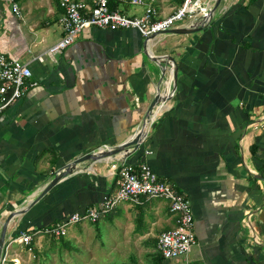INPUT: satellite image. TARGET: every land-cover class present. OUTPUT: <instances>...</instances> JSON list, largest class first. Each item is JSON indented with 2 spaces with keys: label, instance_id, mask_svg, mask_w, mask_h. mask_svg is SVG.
<instances>
[{
  "label": "crops",
  "instance_id": "crops-1",
  "mask_svg": "<svg viewBox=\"0 0 264 264\" xmlns=\"http://www.w3.org/2000/svg\"><path fill=\"white\" fill-rule=\"evenodd\" d=\"M58 1L16 0L17 16L0 0V52L27 61L35 81L0 111V228L9 212L25 210L6 223L5 264H40L36 257L55 242L70 252V240L87 232L84 219L67 224L58 237L31 231L110 195L116 187L111 164L121 160H144L188 198L195 236L186 252L190 263L264 264V176L258 172L264 160V0H220L207 25L186 33L145 38L131 27L84 26L52 53L47 48L62 34ZM145 2L162 17L180 0ZM121 6L115 5L128 15L143 10L127 0ZM193 19L185 16L172 27ZM158 93L164 99L154 106L138 148L80 162L28 205L67 160L110 148L131 132ZM248 211L251 228L243 224ZM89 223L95 243L105 244L112 259L182 260L162 258L155 248L157 233L173 224L163 199L120 201ZM26 229L31 237L24 243L18 236Z\"/></svg>",
  "mask_w": 264,
  "mask_h": 264
},
{
  "label": "built area",
  "instance_id": "built-area-1",
  "mask_svg": "<svg viewBox=\"0 0 264 264\" xmlns=\"http://www.w3.org/2000/svg\"><path fill=\"white\" fill-rule=\"evenodd\" d=\"M8 2L15 15H20V8L16 0ZM112 1L125 0H59L61 8L59 23L61 36L48 48L49 52H59L76 37L84 26L115 28H135L145 38L151 34L164 32L185 16L193 18L205 14L211 7L208 0H180V3L167 15L156 17V9L145 0H127L131 4L143 6L139 15H128L116 7H110ZM31 70L27 61L7 58L0 52V111L18 98L29 86L35 84L30 79ZM101 149V147H97ZM146 153L147 150H144ZM111 170L115 173L116 187L110 195L105 196L95 205L86 207L78 212L74 211L63 216L60 222L41 226L33 229L34 233L61 235L65 226L82 219L94 222L101 215L108 212L120 201L132 203L140 202L141 196L157 197L168 204V209L173 215V224L161 230L155 237V248L162 258L181 257L179 263L192 264L186 258V252L195 242L192 225L193 218L188 198L176 190L168 181L159 176L144 161H123L119 164L112 163ZM251 211L246 212L243 224L251 228ZM31 237L28 232L22 231L18 236L19 241L27 243ZM253 241L258 238L252 234ZM8 242L3 244L0 255V264H5L9 258ZM15 261V258H11Z\"/></svg>",
  "mask_w": 264,
  "mask_h": 264
},
{
  "label": "water",
  "instance_id": "water-1",
  "mask_svg": "<svg viewBox=\"0 0 264 264\" xmlns=\"http://www.w3.org/2000/svg\"><path fill=\"white\" fill-rule=\"evenodd\" d=\"M220 0H214L213 4L209 8V10L201 15L200 17L194 18L193 21L189 24V26H182V27H170L167 28L165 31L170 32H177V33H186L191 31H196L200 28H202L204 25H207L211 16L212 11L214 8L218 5ZM151 34L150 36H152ZM169 60L173 63V58L171 56H167ZM176 77V66L172 65V79L173 83L175 82ZM164 99L163 95L155 94L151 100L148 102L145 110L142 112L141 120L140 122L133 128V130H130L131 132L124 134L123 138L117 142L114 146L102 150H91L89 152H86L84 154H81L79 156H75L69 160H67L64 165L61 168H56L54 171L51 172V176L49 180L43 184V186L38 190L39 192L36 194V196L29 202L28 205H32L35 201H37L46 191H48L56 182L59 180L62 176L66 175L67 173H71L73 170L78 168V164L82 161L86 160H97L104 156L114 154L116 152H119L124 149H129L127 152H125L124 156H126L129 152L135 150L138 148V146L141 144L142 140L145 138L147 134V130L150 125L151 121V115L152 110L154 106L161 100ZM257 178H261L260 175H257ZM25 211L23 208L19 210H12L9 212L5 219L2 222L1 228H0V255L2 253L3 244L5 240V226L8 221V219L13 214L21 213Z\"/></svg>",
  "mask_w": 264,
  "mask_h": 264
},
{
  "label": "rangeland",
  "instance_id": "rangeland-1",
  "mask_svg": "<svg viewBox=\"0 0 264 264\" xmlns=\"http://www.w3.org/2000/svg\"><path fill=\"white\" fill-rule=\"evenodd\" d=\"M118 3L120 8H122V1H119ZM134 7L136 10H140L142 5L134 4ZM141 11L139 13H141ZM85 221L87 222V232L80 238L78 237L77 239L74 238V240H70L73 248L70 249V252L63 248L59 242H55L51 244V250H48L46 255L36 257L37 260L39 259L43 261L40 264H125L126 261L121 260V258H118L117 256L115 259H112L114 253L102 249L105 244H99V239L97 240L98 242L95 243L92 230L94 225L93 223H89L88 220ZM96 224L99 228L100 222Z\"/></svg>",
  "mask_w": 264,
  "mask_h": 264
},
{
  "label": "trees",
  "instance_id": "trees-1",
  "mask_svg": "<svg viewBox=\"0 0 264 264\" xmlns=\"http://www.w3.org/2000/svg\"><path fill=\"white\" fill-rule=\"evenodd\" d=\"M116 1H112V2H110L109 3V6L110 7H115V5H116ZM254 144L253 143H251L250 145H249V149H250V151H252L253 152V150H254ZM258 172L261 174V175H263L264 176V160L262 161V163L260 164V167H258ZM106 214V213H105ZM30 230L29 229H26L25 230V232H29ZM31 233L33 234V230L31 231ZM47 235H49L50 237H56V236H60V235H53V234H47ZM158 256H160V254L158 255Z\"/></svg>",
  "mask_w": 264,
  "mask_h": 264
}]
</instances>
